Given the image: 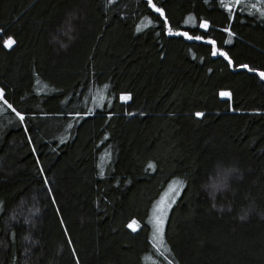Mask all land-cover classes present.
I'll return each instance as SVG.
<instances>
[{"label":"trees","instance_id":"1","mask_svg":"<svg viewBox=\"0 0 264 264\" xmlns=\"http://www.w3.org/2000/svg\"><path fill=\"white\" fill-rule=\"evenodd\" d=\"M152 2L167 21L148 0H0V87L26 114L0 101V264H264V80L167 31L264 68L257 0L235 19L220 0Z\"/></svg>","mask_w":264,"mask_h":264},{"label":"snow or ice","instance_id":"2","mask_svg":"<svg viewBox=\"0 0 264 264\" xmlns=\"http://www.w3.org/2000/svg\"><path fill=\"white\" fill-rule=\"evenodd\" d=\"M148 2L151 4V7L159 14L164 15V9L162 7H158L155 3L152 2V0H148ZM207 2V0H206ZM242 0H234V3H226L225 0H220L221 6L227 10L228 13L231 14V19L236 18V13L233 11L234 8L238 7L241 4ZM255 9L256 11L253 12V15L259 14L260 18H264V0H257V3H252L249 5V10ZM195 17H189L188 21H185V23H191ZM164 20L167 21V16L164 15ZM200 28L205 29L206 33L207 30L211 27V22L207 19L203 20L199 24ZM169 35H180L184 36L188 39H195L199 41H206L208 44H210L211 47V55L216 56L220 55L224 57L228 63L233 68H241L245 69L248 72L258 74L260 79L264 80V68H257L250 66L248 63H240L237 64L235 61H233L232 57L229 55V53L222 48H219L216 46L217 41L213 39L211 36H205V35H198V36H192L188 32H173L172 27L169 25L167 28ZM224 32L228 33L230 37L236 36V33L231 30V26L226 27L223 29ZM4 33V30L0 28V34ZM231 39L225 41V43H231ZM17 43L16 39L8 35L6 39H3V46L6 48L11 49L15 44ZM39 83V81H37ZM220 97H226L227 100L230 102L232 99V92L231 91H225L221 90L219 93ZM131 94L130 93H122L120 96L121 100H131ZM0 101H2L3 105L6 106L8 109H11L13 112H15L16 116L19 118V121L23 123L26 119V114L22 111H17L11 103H9L8 99L6 98V91L3 87H0ZM233 111L236 109L233 108ZM79 115V113H77ZM195 116L197 117H204L205 113L202 111H198L195 113ZM25 131H27V126L25 125ZM29 140H31V136L28 137ZM35 146H33L32 151H35ZM150 167L155 168V165H150ZM40 171H43V166L40 167ZM235 171L234 169L229 170V172ZM100 175H103V172L100 173ZM175 185V187H173ZM214 188H219L220 185L214 184ZM183 188V182L182 181H173L172 185L169 186L168 190L163 193V195L160 197L159 200L156 201L155 207L153 209L154 212V219H153V227L154 231L152 234V241L153 244L159 248L162 247L165 243V225L167 223L168 214L172 209V206L176 203V199L179 196L181 190ZM47 191H51L50 187L46 189ZM54 199V198H53ZM2 207V205H0ZM59 211V209H57ZM241 219H244V217H241ZM130 229L133 231H136L139 229L140 224L136 220H132L128 225ZM13 238L15 236V233L12 234ZM73 253H75V248L72 249ZM76 264H80L79 257L76 256Z\"/></svg>","mask_w":264,"mask_h":264},{"label":"rangeland","instance_id":"3","mask_svg":"<svg viewBox=\"0 0 264 264\" xmlns=\"http://www.w3.org/2000/svg\"><path fill=\"white\" fill-rule=\"evenodd\" d=\"M230 172H228L227 173V176H229L230 174H229ZM225 175V176H224ZM226 176V174L224 173V174H219V178H217V185H220V187H221V185L223 184V182H224V180H225V178L227 177ZM173 187H175V185H173ZM168 190V189H167ZM166 190V191H167ZM155 207V206H154ZM154 209V208H153ZM153 219H154V212H153V210H152V215H151V220H152V224H153ZM163 248V247H162Z\"/></svg>","mask_w":264,"mask_h":264}]
</instances>
